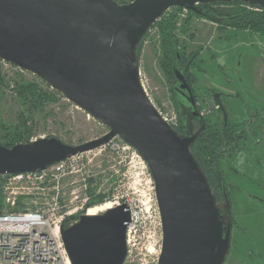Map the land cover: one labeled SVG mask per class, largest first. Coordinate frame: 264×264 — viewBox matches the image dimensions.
Wrapping results in <instances>:
<instances>
[{
	"label": "water",
	"instance_id": "water-1",
	"mask_svg": "<svg viewBox=\"0 0 264 264\" xmlns=\"http://www.w3.org/2000/svg\"><path fill=\"white\" fill-rule=\"evenodd\" d=\"M231 1L264 10V0H0V61L35 76L108 130L77 146L55 138L0 144V176L42 172L118 138L143 159L154 184L162 230L157 264H224L230 226L189 151L196 135L179 137L154 106L136 46L170 8L199 12V5ZM174 75L175 91H185L194 107L184 75ZM220 97L213 100L226 123ZM65 221H74L59 230L70 264L124 263L128 205Z\"/></svg>",
	"mask_w": 264,
	"mask_h": 264
},
{
	"label": "rangeland",
	"instance_id": "rangeland-1",
	"mask_svg": "<svg viewBox=\"0 0 264 264\" xmlns=\"http://www.w3.org/2000/svg\"><path fill=\"white\" fill-rule=\"evenodd\" d=\"M216 7L219 10L235 8L233 5ZM178 12L176 33L180 45L185 47L186 57L199 52L200 72L191 71L196 76L193 90L199 98L203 116L215 129H220L222 117L216 111L209 90L223 94L221 103L228 123L236 127L234 133L242 132L247 138L244 144L238 143L235 153L231 145L220 148L223 152L221 170L234 221L224 264H264V37L231 29L219 30L216 24L199 18L189 21L184 35L180 26L187 11ZM160 57L158 37L153 28L138 56L140 79L160 114L171 127H177L179 115L186 122L190 116L184 107L176 110L171 91L173 82H167L160 71ZM0 71L10 86H0V126L11 133L17 125L18 113L27 112L10 91L13 83L36 82L43 88L46 84L13 66L0 64ZM31 119L33 134L30 142L55 138L77 146L98 139L108 131L64 98L44 105L33 112ZM195 132L196 129L192 131ZM0 136H3L2 132ZM16 187L23 188L22 192L27 194L17 197L16 204L21 205L17 211L25 207L50 210L55 203L59 208L55 214L85 211L88 187L107 197L103 204L122 200L133 212L128 252L123 264H157L162 230L154 184L143 159L118 138L104 147L75 156L60 174L49 170L42 180ZM0 196L2 202V192ZM253 196L263 203L255 202ZM217 206L226 218L222 199L217 200ZM15 208H3V211H15Z\"/></svg>",
	"mask_w": 264,
	"mask_h": 264
},
{
	"label": "trees",
	"instance_id": "trees-1",
	"mask_svg": "<svg viewBox=\"0 0 264 264\" xmlns=\"http://www.w3.org/2000/svg\"><path fill=\"white\" fill-rule=\"evenodd\" d=\"M132 0H128L127 3ZM119 4H127L117 1ZM219 5H233L234 9L230 10H219L216 6ZM199 12H194L191 10L187 11V16L181 20V32L182 34H187L188 24L192 18L205 19L211 23L217 25L219 30L221 29H231L235 31L248 32L250 34H255L264 37V10L257 7L244 4L242 2L231 1L225 2H213L199 5L197 7ZM174 10L173 12H170ZM180 8H170L167 10L149 29V31L140 40L139 44L136 46V58L140 55L142 44L145 41L148 33L156 29L160 59L158 61V67L162 72L164 78L167 82H171L175 79L174 72L179 69V64L177 60V55L184 60H191L190 67L200 68V63L197 58L193 57L198 52H194L188 57H184V53L179 51L180 46L179 39L177 37V25L178 21V11ZM193 59V60H192ZM187 79L190 84L196 83V77L194 74L188 73ZM11 81V80H10ZM0 86L10 87L9 83L5 81L2 73L0 71ZM12 94L19 102L20 106L26 107L27 112H19L17 116V125L11 133H8V129L4 126H0V132L3 136H0V144L6 148H11L17 144H27L30 143L29 139L32 136V119L31 115L37 110H41L44 105L49 102L56 101L62 98L58 93L51 90L47 85L41 87L36 82H14L10 88ZM174 93V91H172ZM175 94V93H174ZM176 95V94H175ZM223 96V94H222ZM174 105L176 110L183 108L180 98H174ZM177 112V111H176ZM179 113V111L177 112ZM26 114V115H25ZM235 126L228 125L226 129H202L197 130L194 135L196 138L194 142L189 146V151L197 163L200 171L205 175L207 185L210 189L211 195L216 196V198L223 199L227 197V202H229V209L226 210L227 224L230 226V231L234 225L232 208L228 196L227 187L224 182V176L221 170V162L223 160V152L221 151L222 146L228 147L232 146L234 153L238 150V139L244 136L242 132L236 134L233 132ZM174 132L181 138H187V131L184 128L182 118L179 115V123L177 127H172ZM187 136V137H186ZM237 145V146H236ZM92 182V180H89ZM85 194L89 197L86 203V209L93 207L95 205L103 204L107 197L102 194H97L92 191L90 187L86 188ZM0 196V213L3 211V205ZM21 209L20 204H16L15 211ZM85 213V211H82ZM71 221H65L63 226L66 228L69 226ZM229 252V250H228ZM227 252V254H228ZM226 254V256H227ZM225 262V261H224Z\"/></svg>",
	"mask_w": 264,
	"mask_h": 264
},
{
	"label": "built area",
	"instance_id": "built-area-1",
	"mask_svg": "<svg viewBox=\"0 0 264 264\" xmlns=\"http://www.w3.org/2000/svg\"><path fill=\"white\" fill-rule=\"evenodd\" d=\"M0 64L11 66L3 61H0ZM164 120L167 121L165 118ZM73 159L74 157L57 163L42 172L0 176V192L4 197L3 208L16 207L17 197L27 195L22 192L23 188L16 187L17 185L42 180L49 170L60 174L66 164ZM112 203L115 206L125 204L122 200ZM57 211L59 208L56 203L50 210L25 207L20 211H2L0 213V264H70L59 230L67 217L81 214L82 211L75 212V210L60 215L54 213ZM73 223L74 221H71L69 226ZM132 223L133 212L130 209V222L126 229L127 247Z\"/></svg>",
	"mask_w": 264,
	"mask_h": 264
},
{
	"label": "flooded vegetation",
	"instance_id": "flooded-vegetation-1",
	"mask_svg": "<svg viewBox=\"0 0 264 264\" xmlns=\"http://www.w3.org/2000/svg\"><path fill=\"white\" fill-rule=\"evenodd\" d=\"M179 51L183 52L184 53V57H186L185 55V52H184V49L185 47L183 45H180L178 47ZM194 53V52H193ZM193 53L189 54V55H192ZM188 55V56H189ZM198 55H199V52L197 54H195L193 57H195V59L197 58L198 60ZM187 56V57H188ZM177 60H178V64H179V69H177L176 71H180L183 75H184V78H185V81L186 83L188 84L190 90H191V93H192V99H193V105L194 107H192L191 105V100L187 97V93L185 91H183V94L184 96H181L179 95L175 89L177 88L178 86V83L176 82V79H174L172 82V87H171V91H174V94L173 92V95H174V98H180V101L182 102V106L184 107L185 110H187L188 114H189V121H183V124H184V128L185 130L187 131V136L188 137H191V136H194V133H192L193 130L197 129L198 131L202 129L206 130V129H211V128H215V126L213 124H211L210 122H208L205 117L203 116L202 114V111H201V106H200V102H199V98L197 97V95L195 94L194 90H193V85L194 84H190L189 83V80L187 79V75L188 73H190L191 75L194 74L191 70H194V71H197V72H200V68L198 67H190L191 66V63L192 61L191 60H184L182 58H180L178 55H177ZM193 60V59H192ZM200 62V60H199ZM202 72V71H201ZM195 76V74H194ZM196 77V76H195ZM197 81V80H196ZM214 93H217L215 92L214 90H209V95L211 96V99L213 100V95ZM223 98L222 94H221V97H220V101L221 99ZM214 102V100H213ZM214 106L215 103H214ZM216 111L218 114L221 115L222 117V123H221V126L220 128H223V129H226L228 125H230L228 123V120L226 121V123H224L223 121V116H222V113L220 112V110L218 109V107L216 106ZM227 115V114H226ZM194 124V125H193ZM197 124H198V128L197 127ZM196 130V131H197ZM197 133V132H196ZM186 136V137H187ZM242 138H239L238 140L240 142H243V144L246 142L247 138L244 137V136H241ZM237 146V145H236ZM238 151V150H237ZM213 197V201H214V204H215V207L216 209L218 210L219 214H220V217L222 219V222L223 224L225 225L226 227V224H227V218H224L223 214L221 213V211L219 210L218 206H217V200H221L219 198H216V196H212ZM255 200V202H258V203H263V201L257 197H254L253 198ZM224 205H225V210L229 209V202H227V197H224L222 199ZM226 217V216H225ZM226 220V222H225Z\"/></svg>",
	"mask_w": 264,
	"mask_h": 264
},
{
	"label": "bare ground",
	"instance_id": "bare-ground-1",
	"mask_svg": "<svg viewBox=\"0 0 264 264\" xmlns=\"http://www.w3.org/2000/svg\"><path fill=\"white\" fill-rule=\"evenodd\" d=\"M114 206L115 205H113V203H105V204H102L98 207L88 209L87 215H89V216L98 215L100 213L105 212L106 210H108L110 208H113Z\"/></svg>",
	"mask_w": 264,
	"mask_h": 264
},
{
	"label": "crops",
	"instance_id": "crops-1",
	"mask_svg": "<svg viewBox=\"0 0 264 264\" xmlns=\"http://www.w3.org/2000/svg\"><path fill=\"white\" fill-rule=\"evenodd\" d=\"M252 35H255V34H252Z\"/></svg>",
	"mask_w": 264,
	"mask_h": 264
}]
</instances>
